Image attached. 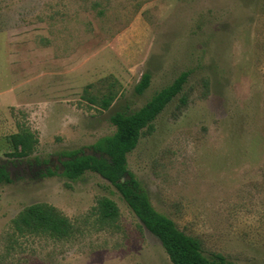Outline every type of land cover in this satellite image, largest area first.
Wrapping results in <instances>:
<instances>
[{
  "label": "rangeland",
  "instance_id": "1",
  "mask_svg": "<svg viewBox=\"0 0 264 264\" xmlns=\"http://www.w3.org/2000/svg\"><path fill=\"white\" fill-rule=\"evenodd\" d=\"M184 72L183 94L129 170L207 257L264 264V0H0V170L10 175L0 180V264H173L109 181L64 177L62 154H91L116 133L113 115L140 110ZM22 130L38 144L18 159L11 136ZM48 169L56 175L41 177ZM104 197L119 208L114 226L100 219ZM35 204L55 207L76 234L19 236L13 221Z\"/></svg>",
  "mask_w": 264,
  "mask_h": 264
},
{
  "label": "trees",
  "instance_id": "2",
  "mask_svg": "<svg viewBox=\"0 0 264 264\" xmlns=\"http://www.w3.org/2000/svg\"><path fill=\"white\" fill-rule=\"evenodd\" d=\"M189 76V72L182 73L140 110L133 113L117 112L113 115L111 123L116 127V133L93 144L90 147L91 154L82 150L64 152L62 175L76 181L86 172H94L114 185L146 229L159 238L173 264H236L222 255L207 257L198 238L181 231L172 219L153 207L149 195L129 170L128 156L138 147L144 134L153 132L155 121L166 107L183 94ZM150 81L151 75L144 74L136 88L137 93L142 95L148 89ZM116 98L114 92L110 93L101 100V107L104 110L110 109ZM90 100L94 102L93 99ZM181 103L187 104L186 96H182ZM11 144L14 152L9 155L24 159L33 154L38 140L30 130H22L11 136ZM54 175L56 172L50 169L40 174L41 177ZM0 180L10 182V175L4 169L0 170ZM98 212L102 223L111 226L116 224L120 216L117 204L106 197L99 200ZM13 223L15 233L19 236L45 235L54 240H67L76 234L74 224L48 204L27 207Z\"/></svg>",
  "mask_w": 264,
  "mask_h": 264
}]
</instances>
